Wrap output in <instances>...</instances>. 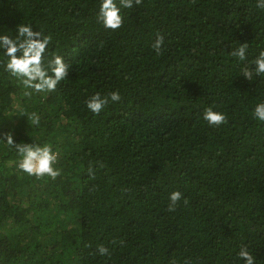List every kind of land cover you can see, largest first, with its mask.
<instances>
[{"label":"trees","instance_id":"16d2710c","mask_svg":"<svg viewBox=\"0 0 264 264\" xmlns=\"http://www.w3.org/2000/svg\"><path fill=\"white\" fill-rule=\"evenodd\" d=\"M257 3L143 0L111 31L97 21L100 0H0V35L30 24L52 37L46 59L57 53L69 64L55 92L29 97L0 50V264H244V246L264 264ZM244 43L240 61L231 53ZM112 91L121 100L98 116L86 107ZM207 107L227 123L210 127ZM9 132L16 143L50 144L61 175L22 172L3 141ZM173 191L182 198L169 212Z\"/></svg>","mask_w":264,"mask_h":264},{"label":"clouds","instance_id":"9594fccd","mask_svg":"<svg viewBox=\"0 0 264 264\" xmlns=\"http://www.w3.org/2000/svg\"><path fill=\"white\" fill-rule=\"evenodd\" d=\"M142 4L143 0H100L97 21L105 29L117 31L124 24L121 10L131 9L134 5L140 6ZM257 6L264 8V0H258ZM16 31L15 38H11L9 35H0V50L6 58L2 62L4 71L15 78L24 88L25 96L30 97L33 93L55 92L60 82L69 75V64L57 53H51L46 59L45 53L52 42V37L43 35L41 31H33L30 24L20 23L17 25ZM163 43V35L157 34L155 42L152 44L157 55L161 54ZM247 47L246 43L241 44L231 54L238 57L240 61H244L246 60ZM252 63L255 65V74L257 76L264 75V50L259 52ZM242 71L246 79H252V69L244 67ZM120 100L121 96L118 91H112L103 96L100 92H96L88 99L86 107L98 116L109 102L116 103ZM253 112L258 121L264 122V102L257 104ZM203 119L207 121L210 127H218L227 123L226 115L214 111L212 107H207L204 110ZM28 120L31 121L32 126H39L40 124V116L36 112L28 114ZM3 141L8 148L15 149L20 157L17 166L22 172L37 179L47 176L55 180L61 175V169L55 167L58 161V153L53 151L50 144L16 143L10 132L4 133ZM89 175H93L91 167H89ZM181 198L182 193L180 191H173L169 194V212L175 211L177 202ZM185 203H187L186 199ZM97 253L101 256L110 255L109 249L103 245L98 246ZM237 255L244 261V264H254V257L246 246L241 247Z\"/></svg>","mask_w":264,"mask_h":264}]
</instances>
